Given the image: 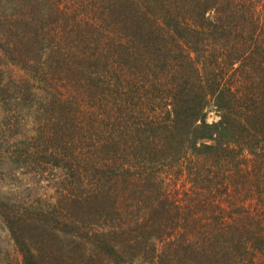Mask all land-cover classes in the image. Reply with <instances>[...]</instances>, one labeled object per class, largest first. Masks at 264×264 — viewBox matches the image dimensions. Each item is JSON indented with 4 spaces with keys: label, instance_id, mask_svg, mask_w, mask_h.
Segmentation results:
<instances>
[{
    "label": "trees",
    "instance_id": "trees-1",
    "mask_svg": "<svg viewBox=\"0 0 264 264\" xmlns=\"http://www.w3.org/2000/svg\"><path fill=\"white\" fill-rule=\"evenodd\" d=\"M6 176L17 264H264V0H0Z\"/></svg>",
    "mask_w": 264,
    "mask_h": 264
},
{
    "label": "rangeland",
    "instance_id": "rangeland-1",
    "mask_svg": "<svg viewBox=\"0 0 264 264\" xmlns=\"http://www.w3.org/2000/svg\"><path fill=\"white\" fill-rule=\"evenodd\" d=\"M215 118V114L214 112H212L209 115V120H213ZM59 171V170H58ZM42 174V183H44V187H47L50 190V186H51V190L55 191L57 190V187L55 185V183H52V181L48 180V179H53L54 178V174L52 173V171H44L41 172ZM36 176V175H35ZM26 175H22L21 178H25ZM31 182L36 184L40 181H38V179H31ZM17 183V180L15 177H11V176H6L4 178V181L0 183V185L2 186V190H8L9 189V193H11L10 188H13V185ZM50 185V186H49ZM39 191V189L37 190ZM21 258V254L14 242V240L12 239V237L10 236L9 231L7 230L6 226L0 221V264H17L16 262V258ZM10 262V263H8Z\"/></svg>",
    "mask_w": 264,
    "mask_h": 264
}]
</instances>
